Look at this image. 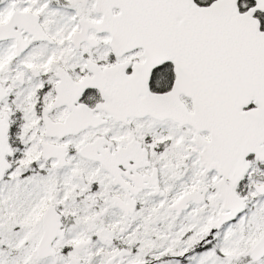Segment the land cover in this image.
<instances>
[{
	"label": "snow or ice",
	"instance_id": "snow-or-ice-1",
	"mask_svg": "<svg viewBox=\"0 0 264 264\" xmlns=\"http://www.w3.org/2000/svg\"><path fill=\"white\" fill-rule=\"evenodd\" d=\"M0 264H264V0H0Z\"/></svg>",
	"mask_w": 264,
	"mask_h": 264
}]
</instances>
